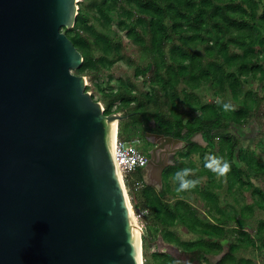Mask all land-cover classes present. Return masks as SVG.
<instances>
[{
  "label": "trees",
  "instance_id": "16d2710c",
  "mask_svg": "<svg viewBox=\"0 0 264 264\" xmlns=\"http://www.w3.org/2000/svg\"><path fill=\"white\" fill-rule=\"evenodd\" d=\"M78 5L74 27L61 28L84 58L76 74L94 81L124 59L121 29L140 47L142 62L134 76L149 79V90L139 89L128 76L115 90L103 87L99 99L106 114L127 115L119 122V137L131 139V130L140 125L146 132L173 136L185 144L164 169L160 190L146 183L135 190L126 182L134 209L147 210L144 264H151L150 257L152 264H181L165 251L147 253L155 240L153 227L190 261L214 255L215 264H255L238 252L258 242L264 246V220L255 235L247 229L256 208L264 211V188L253 181L264 175V155L243 146L241 136L231 129L244 127L264 103V95L248 86L258 79L264 89V0H79ZM204 88L211 99H205ZM226 102L233 107L225 110ZM199 133L206 145L194 139ZM257 148L264 154V140ZM208 151L218 153L221 163H230L226 174L193 158L197 154L202 159ZM183 168L192 169L187 178L198 183L178 191L175 173ZM133 176L143 179L139 171ZM225 182L232 194L244 187L251 190L252 202L232 206V212L224 208L220 193ZM231 220L236 223L230 225ZM179 224L196 237L183 239L173 229ZM223 240L228 241L227 250Z\"/></svg>",
  "mask_w": 264,
  "mask_h": 264
},
{
  "label": "water",
  "instance_id": "95a60500",
  "mask_svg": "<svg viewBox=\"0 0 264 264\" xmlns=\"http://www.w3.org/2000/svg\"><path fill=\"white\" fill-rule=\"evenodd\" d=\"M78 1L0 0V264H144L114 152L127 115L106 114L72 72L84 58L61 30ZM145 136L156 183L143 180L161 188L185 144Z\"/></svg>",
  "mask_w": 264,
  "mask_h": 264
},
{
  "label": "rangeland",
  "instance_id": "374dc122",
  "mask_svg": "<svg viewBox=\"0 0 264 264\" xmlns=\"http://www.w3.org/2000/svg\"><path fill=\"white\" fill-rule=\"evenodd\" d=\"M119 32L123 36L124 52L127 58L125 57L124 59L119 60L114 65H112L111 68H106L103 72L105 74L97 77L94 81H90L89 76L84 75L86 76L87 83L89 85L88 91H90L93 97L98 101L99 99H101L103 87H106L108 90H115L119 81L121 79H126V77L128 76H131L132 79L138 84L139 89L143 91H148L150 88L149 79H145L143 76H139L138 78H135L134 76L136 66L142 62L140 47L135 43H133L130 39H128L125 30L121 29L119 30ZM72 72L76 74L75 70H72ZM248 86H252L261 95H264V89H261L260 80L258 79L253 80L251 84H249ZM205 89L206 88L203 89V91L206 93L205 99L206 100L211 99L212 95L209 93V91H206ZM231 130L235 131L239 136H241V142H242L241 144L243 146L248 145L251 148H256L259 154L264 155L261 152V150L257 148L258 141L264 140V103L260 106L259 111L253 116V118L249 123H247L244 127L233 128ZM131 134H132L131 138L134 136H138L142 139L141 148L145 152L147 150L148 153L150 146H147V143H145V141L148 140L146 139L143 128L140 125H137L135 130H131ZM195 138L199 139L200 142H202L203 144L205 143L204 140H202L200 133ZM149 144L152 146V144L154 143L149 142ZM212 155L219 157L218 153H211V151H208L206 154H204L202 159L197 154H195V158L198 164L201 163L204 164V162L210 159ZM172 158L174 159V157L170 156V159ZM253 181L255 182L256 185L264 188V175L261 179H254ZM220 196L224 208L230 210L231 212L233 210L232 206H234L235 208H239L240 203L252 202L254 198L252 191L246 187L238 189V191L233 194L229 193L228 190L226 189V182L224 184L223 189L221 190ZM191 200L198 208H202L201 202L194 200L193 198H190V201ZM215 215L217 214L215 213ZM208 217L211 221H214L212 214L209 215ZM261 220H264V211L256 208V210L254 211V213L251 214L248 220V226H247L248 231L255 235L257 233V227ZM144 223H146L147 226V221L145 219H144ZM235 223L236 221L234 220L230 221V225ZM156 229L157 228L155 227L151 229L155 240H152L151 245L147 247L148 254H150L151 252L157 249H160L161 251L164 250L167 253H171L175 255L180 260L181 264H215L217 258L214 255L208 256V259L190 261L189 255L186 254L185 252L180 251L178 248H175L174 246L166 247V244L164 243L165 240L163 239V235L161 231ZM173 229H175L183 239H194L196 237V234L189 232L181 224H179L178 226L176 225ZM161 239H162V243H160ZM222 242L225 244V249L227 250L228 241L223 240ZM238 256L250 258L255 262V264H264V246H261V243L258 242L257 246H251L247 249L240 250L238 252ZM149 259L152 264L154 260L152 259V257H150Z\"/></svg>",
  "mask_w": 264,
  "mask_h": 264
},
{
  "label": "built area",
  "instance_id": "2783aa9c",
  "mask_svg": "<svg viewBox=\"0 0 264 264\" xmlns=\"http://www.w3.org/2000/svg\"><path fill=\"white\" fill-rule=\"evenodd\" d=\"M118 132L119 131H117L114 146L118 167L125 184L129 180L132 183L133 188L139 190L144 187L145 182L143 179H136L133 175L148 165L149 155L147 150L145 152L141 148L142 139L140 137L134 136L131 139H123L119 137ZM133 211L138 223L141 227H144L143 218L147 214V210L143 209L136 211L133 207Z\"/></svg>",
  "mask_w": 264,
  "mask_h": 264
},
{
  "label": "clouds",
  "instance_id": "9594fccd",
  "mask_svg": "<svg viewBox=\"0 0 264 264\" xmlns=\"http://www.w3.org/2000/svg\"><path fill=\"white\" fill-rule=\"evenodd\" d=\"M233 107V105L230 102H226L223 104V108L225 110H229ZM221 159L219 157H216L215 155H212L210 159L206 160L205 166L208 168H211L213 171H215L219 175H224L230 170V163L228 161H223L221 163ZM193 171L190 168H183L182 170H179L175 173L176 179L179 181L178 185V191L187 189L190 187H194L197 183V179H189L187 178L188 173Z\"/></svg>",
  "mask_w": 264,
  "mask_h": 264
},
{
  "label": "crops",
  "instance_id": "0c3cea01",
  "mask_svg": "<svg viewBox=\"0 0 264 264\" xmlns=\"http://www.w3.org/2000/svg\"><path fill=\"white\" fill-rule=\"evenodd\" d=\"M198 135V134H197ZM196 135V136H197ZM195 136V137H196ZM201 138H202V140H204L203 139V136H201ZM197 142H199V143H201V144H203L202 142H200V140L199 139H197V138H194ZM205 142V141H204ZM203 145H206V142L203 144ZM172 157H174V155H172ZM193 158L195 159V154L193 155ZM173 159V158H172ZM173 161H174V159H173ZM143 175V174H142ZM146 176H147V179H148V181H149V183H156L155 182V180H153V179H151V177H150V175H149V173L148 174H146ZM143 178V177H142ZM153 180V181H152ZM147 185H150V184H147ZM152 186H154V185H152ZM155 187V186H154ZM156 189H158V190H160L161 188L160 187H155ZM193 203V202H192ZM165 242V241H164ZM165 243H168V242H165ZM156 245H157V243H156ZM171 245V244H170ZM157 250H159V251H161L160 249H157ZM164 251V250H163Z\"/></svg>",
  "mask_w": 264,
  "mask_h": 264
},
{
  "label": "bare ground",
  "instance_id": "6f19581e",
  "mask_svg": "<svg viewBox=\"0 0 264 264\" xmlns=\"http://www.w3.org/2000/svg\"><path fill=\"white\" fill-rule=\"evenodd\" d=\"M116 133H117V126H116V123H114V144H115V141H116ZM119 171V170H118ZM132 204H130V207H131ZM135 232H136V237L139 238V235L141 233V230L140 228L136 225L135 227Z\"/></svg>",
  "mask_w": 264,
  "mask_h": 264
},
{
  "label": "flooded vegetation",
  "instance_id": "af4514ba",
  "mask_svg": "<svg viewBox=\"0 0 264 264\" xmlns=\"http://www.w3.org/2000/svg\"><path fill=\"white\" fill-rule=\"evenodd\" d=\"M144 132L146 133V131H144ZM145 143H147V146H150L149 150L152 149L155 145V144H152V146H151L148 141H145ZM139 172L142 174H148L150 172V166H146L143 169H140Z\"/></svg>",
  "mask_w": 264,
  "mask_h": 264
}]
</instances>
